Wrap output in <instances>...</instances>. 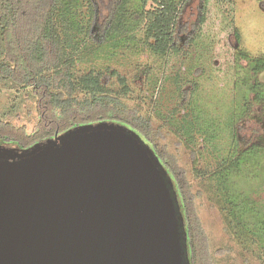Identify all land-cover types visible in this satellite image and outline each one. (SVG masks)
<instances>
[{"label": "trees", "instance_id": "trees-1", "mask_svg": "<svg viewBox=\"0 0 264 264\" xmlns=\"http://www.w3.org/2000/svg\"><path fill=\"white\" fill-rule=\"evenodd\" d=\"M132 1L112 0L110 13L101 29V45L117 36L125 38L136 27L132 24L136 22L144 28L145 41L153 53L167 56L178 51L175 27L181 10L179 0H152L155 6L148 9L151 0H142L141 8L135 12L130 8ZM95 2L0 0V80L31 88L37 114V120L30 128L22 121L20 112L13 116L4 113L0 118V144L29 148L75 127L100 122L121 124L136 131L153 149L173 181L190 264H215L210 237L198 209L200 192L194 191L188 170L164 142L162 131L156 128L150 116L141 114L138 108L126 107L118 95L109 92L108 74L93 68L76 78L72 72L80 49L92 36L91 29L97 30V23L93 28L91 24L81 23L79 16L84 5L93 16L98 13ZM76 28L79 33L84 31L83 38L75 33ZM237 55L242 75L236 87L243 98L238 104L245 105L241 110L260 111L261 115V109H264V55L252 56L243 48ZM113 74L116 73L113 71ZM121 82L125 90H129L124 78ZM78 87L85 92L84 98L77 97ZM260 115L254 114L256 123L249 127L238 123L226 164L211 176L218 191L231 204L238 222L236 228L248 229L249 241L258 240L264 247V216L252 209L254 201L247 194H240L234 183L250 167L255 176L264 174V124L262 118L260 122ZM242 130H248L249 134H242ZM250 212L257 215L252 225L246 217ZM217 252L223 253L222 250Z\"/></svg>", "mask_w": 264, "mask_h": 264}, {"label": "rangeland", "instance_id": "rangeland-1", "mask_svg": "<svg viewBox=\"0 0 264 264\" xmlns=\"http://www.w3.org/2000/svg\"><path fill=\"white\" fill-rule=\"evenodd\" d=\"M95 1L98 13L93 16L84 5L79 16L81 23L93 28L97 23V30L91 29L92 36L77 55L72 68L75 77L93 68L108 74L109 92L118 95L126 107L138 108L141 114L150 116L162 131L164 142L188 170L194 191L200 192L198 209L210 237L215 264H264V247L258 240L249 241L248 229L236 228L238 222L231 204L211 176L226 164L238 123L249 127L256 123L254 114L260 115V111L241 110L245 105L238 104L243 98L236 87L242 75L237 54L241 48L252 56L264 52L253 55L243 46L237 14L253 3L264 13V0H179L181 10L175 27L179 50L167 56L151 51L144 28L136 22L125 38L117 36L101 45V29L112 0ZM141 6L142 0H133L130 8L135 12ZM154 6L151 0L146 8ZM74 31L84 37L83 30ZM222 32L228 33L227 38L221 36ZM123 78L129 90L121 82ZM75 92L78 98L85 97L82 88ZM33 100L31 88L0 80V118L4 113L13 116L20 112L22 121L31 128L37 120ZM261 118L264 124V109L260 122ZM241 133L247 135L249 131ZM234 183L240 194L254 201L252 209L264 216V174L257 177L250 167ZM256 213L246 215L251 225Z\"/></svg>", "mask_w": 264, "mask_h": 264}, {"label": "water", "instance_id": "water-1", "mask_svg": "<svg viewBox=\"0 0 264 264\" xmlns=\"http://www.w3.org/2000/svg\"><path fill=\"white\" fill-rule=\"evenodd\" d=\"M185 241L173 181L136 131L0 144V264H190Z\"/></svg>", "mask_w": 264, "mask_h": 264}, {"label": "clouds", "instance_id": "clouds-1", "mask_svg": "<svg viewBox=\"0 0 264 264\" xmlns=\"http://www.w3.org/2000/svg\"><path fill=\"white\" fill-rule=\"evenodd\" d=\"M237 25L243 38V46L253 55L264 52V13H261L255 3L237 14ZM228 33L221 36L227 38Z\"/></svg>", "mask_w": 264, "mask_h": 264}]
</instances>
